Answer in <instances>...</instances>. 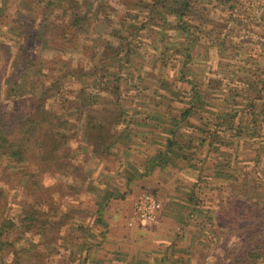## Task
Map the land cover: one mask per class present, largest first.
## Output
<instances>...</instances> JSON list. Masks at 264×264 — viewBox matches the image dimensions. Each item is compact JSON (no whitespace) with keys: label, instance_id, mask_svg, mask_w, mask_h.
Segmentation results:
<instances>
[{"label":"rangeland","instance_id":"374dc122","mask_svg":"<svg viewBox=\"0 0 264 264\" xmlns=\"http://www.w3.org/2000/svg\"><path fill=\"white\" fill-rule=\"evenodd\" d=\"M110 1L119 13L127 7L123 1L137 2ZM196 4L202 21L198 22L202 28L197 34L200 42L190 46L194 58L185 69L194 74L196 88L202 95L210 93L211 106L200 109L198 114L203 118L191 121L200 126L208 114L218 116L228 112L237 114L235 122L242 117L247 123L253 115L262 131L264 0H196ZM8 5L0 12L1 83L12 72L23 70L24 63L18 58L30 61L36 72L17 74L13 84L28 81L27 75H30L39 88L42 83L49 84L52 77L63 72L66 66L78 65L98 75L101 51L96 50L94 42H101L100 39L107 37L109 31L120 29L115 23L114 9L109 6L102 12L115 22L106 26L103 33L100 34L96 28L88 35L74 38L70 31L64 30L65 23L58 20L63 18L62 12L55 10L58 19L52 20L51 28L46 25L47 19H42L41 7H32L31 4L29 7L25 0H10ZM88 13L90 18L93 12ZM31 23L33 26L26 36L22 32L23 26ZM43 29L46 32L50 29L53 36L45 44L37 39L38 32ZM207 31H211L209 37ZM63 32L68 33L67 37H62ZM103 34L105 36L101 37ZM75 42L79 44V50H75ZM83 43L87 48L82 46ZM182 43H188V40L182 39ZM139 63L135 61L133 68L139 67ZM110 71L113 68L110 67ZM165 73L170 75V79L176 77L172 76V70L167 69ZM186 77L191 78L190 74ZM153 82L157 80L150 77L143 82L147 85L144 93L148 96L141 99L147 103L135 102L132 105L142 108L143 113H127L126 119L131 118L135 123L129 126L132 142L126 151L119 148L106 159L87 158L89 154L86 153L79 155L82 169L88 175L86 181L81 179L82 175L66 184L59 176L36 178L28 173L19 175L5 158L0 159V204L6 205L0 222L4 219L7 223L14 221L7 224L8 230L0 234L8 242V246L0 250V264L227 263L223 249L229 247L233 240L222 211L227 198L232 195L245 193L262 201L264 159L262 149L258 155L260 158L254 150L256 146L262 147V139L255 138L256 143L246 140L240 147L236 144L222 146L217 152H209L207 147L200 148L196 161L201 167L199 171L191 169L186 160L176 158L166 166H151L149 169L153 171L147 173L152 157L165 150L169 136L164 128L169 126L171 117L179 115L177 110L182 106L172 100L169 102L168 98H159V94L150 97L154 91L151 88ZM133 83L135 81L130 86ZM65 84L69 86V83ZM189 86V83L182 84L184 89ZM126 96L127 99L132 98ZM6 99V86L2 83L0 100L10 106L11 102ZM160 100L161 104L156 105ZM167 104H170L172 113H164ZM47 108L59 111L60 104L53 99ZM187 134L194 138L201 135L197 128L182 125L177 139ZM213 157L230 165L232 178L211 177L209 167ZM106 185L116 189L121 197L110 198L101 210V222L93 223L101 201V189ZM143 192L156 195L164 205L170 204L168 209L171 212L164 211L166 206L161 204L157 222L146 225L132 222L133 202ZM189 193L194 197L191 206L184 205ZM38 202L40 206L36 205ZM198 207H210V211L200 215L191 211ZM28 213L39 220L50 218L54 223L53 229L45 231V234L40 229L27 231L22 223ZM162 217L169 219L167 224L161 223ZM90 230L97 236L93 240L95 244L86 248L90 245Z\"/></svg>","mask_w":264,"mask_h":264},{"label":"trees","instance_id":"16d2710c","mask_svg":"<svg viewBox=\"0 0 264 264\" xmlns=\"http://www.w3.org/2000/svg\"><path fill=\"white\" fill-rule=\"evenodd\" d=\"M9 1L0 0V12L8 8ZM25 1L29 7L31 4L32 7L42 8V19H47L46 25L51 28L52 20L58 19L55 10L62 12L63 18L58 20L65 23L64 30L70 31L74 38L88 35L96 28L101 34L106 26L115 22L106 12H102L108 6L114 9L115 23L120 29L109 31L107 37L101 35V42H94L96 50L101 51L98 75L78 65L66 66L63 72L52 77L49 84L42 83L39 88L30 75H27L28 81L13 84L17 74L36 72L31 68L30 61L18 58L24 63L23 70L4 77L2 83L6 86V100L11 104L9 106L0 100V159L5 158L7 164H11L10 168L17 169L19 175L28 173L36 178L59 176L60 180H65V184L82 175L81 179L86 181L88 175L79 162L80 154H89L87 158L106 159L119 148L126 151L132 142L129 126L135 123L131 118L126 119L127 113H143L142 108L132 105L135 102L147 103L141 98L148 96L144 93V86L147 85H143L148 77L157 80L151 86L154 91L150 97L159 94V98L182 104L177 110L179 115L171 117L169 126L164 128L169 136L164 152L158 151L152 157L148 169L151 166H166L177 158L186 160L191 169L199 171L201 167L196 161L200 148L207 147L209 152H217L222 146L236 144L240 147L246 140L256 143L255 138L262 139V147L256 146L254 150L258 156L262 149L264 159V101L262 131L253 115H250L247 123L242 117L235 122L237 114L228 112L218 116L208 114L200 126L191 121L203 118L198 114L200 109L211 106L210 93L202 95L196 88L194 74L190 69H185L194 58L190 46L199 44L197 34L202 30L196 0H135L137 2L134 4L132 1H123L127 7L121 13L110 0ZM88 12H93L90 18ZM32 26V23L23 26V34L29 36ZM50 29L48 32L46 29L40 30L37 39L44 44L52 39ZM206 33L209 37L211 31ZM62 35L67 37L68 33L63 32ZM182 39H187L188 43H182ZM74 46L75 50H79L77 42ZM135 61L140 62L137 68H133ZM110 67L113 71H110ZM167 69L172 70V76L176 77L170 79V75L165 73ZM186 74H190L191 78L187 79ZM1 75L0 70V78ZM183 82L189 83L188 89L182 87ZM65 83H69V86ZM159 90L161 93H157ZM126 95L132 98L127 99ZM53 99L59 102V111L47 108L48 102ZM161 100L156 101V105L161 104ZM164 113H172L170 104L166 105ZM217 120H221V123H217ZM182 125L197 128L201 135L194 138L187 134L177 139V132ZM213 158L209 167L211 177L224 180L232 178L229 174L230 165L219 162L217 157ZM262 186L264 188V179ZM101 193L93 223L101 222V210L110 198L121 197L109 185L101 189ZM254 198L245 193L227 198L222 214L233 241L229 246L231 249H223L228 258L226 264H264V194L262 201ZM193 199L192 193H189L184 205L191 206ZM36 205L41 204L38 202ZM5 207L4 203L0 204V215L5 212ZM191 211L200 215L209 212L210 207H198ZM209 218L212 216L209 215ZM9 221L7 223V219H4L0 222V234L8 230L7 224L14 222ZM22 225L27 231L40 229L44 234L54 227L50 218L39 220L32 213L24 216ZM96 236L90 230V245L86 248L95 244L93 240ZM6 246L7 240L0 237V250Z\"/></svg>","mask_w":264,"mask_h":264},{"label":"built area","instance_id":"2783aa9c","mask_svg":"<svg viewBox=\"0 0 264 264\" xmlns=\"http://www.w3.org/2000/svg\"><path fill=\"white\" fill-rule=\"evenodd\" d=\"M161 208V202L154 194L143 192L133 202L131 221L143 225L155 223Z\"/></svg>","mask_w":264,"mask_h":264},{"label":"crops","instance_id":"0c3cea01","mask_svg":"<svg viewBox=\"0 0 264 264\" xmlns=\"http://www.w3.org/2000/svg\"><path fill=\"white\" fill-rule=\"evenodd\" d=\"M148 171H147V173L150 171V172H152L153 171V169L151 170V169H147ZM156 196V195H155ZM157 197V196H156ZM158 198V197H157ZM159 200V199H158ZM160 201V200H159ZM161 202V201H160ZM161 204L162 205H164L162 202H161ZM170 204H167L166 203V205H164V207L166 206V209L164 210V211H168L169 213L171 212L170 211V209H168V206H169ZM174 213H177L176 211H174ZM166 220H169V219H167V217H162V221H161V223H163V224H167V221Z\"/></svg>","mask_w":264,"mask_h":264}]
</instances>
